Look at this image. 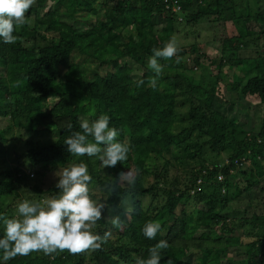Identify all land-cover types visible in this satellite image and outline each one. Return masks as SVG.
Returning a JSON list of instances; mask_svg holds the SVG:
<instances>
[{
  "label": "trees",
  "instance_id": "obj_1",
  "mask_svg": "<svg viewBox=\"0 0 264 264\" xmlns=\"http://www.w3.org/2000/svg\"><path fill=\"white\" fill-rule=\"evenodd\" d=\"M52 1L57 12L46 9ZM243 1L36 0L25 25L13 33L16 43L5 44L0 39V156L8 153L12 142L21 146L19 152H11L14 167L0 169V215L18 216L14 210L10 215L1 202L9 200L11 205L30 182H34L37 198L44 196L39 182L44 174L36 171L38 167L55 170L83 161L92 177L90 195L108 205L94 231L100 235L111 231L112 236L101 250L81 254L33 252L5 262L0 251V264H135L137 258L147 259L148 249L162 239L169 247L161 250L160 264L169 259L172 264H264V230L245 234L241 228L264 222V214H256L250 200L240 201L264 178V117L257 122L252 113L263 109L264 115V60L247 56L254 41L264 38V0H246V15L236 11ZM254 2L255 9L251 7ZM176 6L180 7L177 13L173 12ZM224 13L228 14L225 19ZM177 17L190 31L192 27L197 30L199 22L208 21L209 26L222 22L215 39L222 43L221 54L216 55L219 62L200 45L179 46L177 56L159 59L163 71L153 88L149 80L155 73L148 67L149 58L153 49L163 48L174 37L177 23L181 24ZM156 25H162L160 31ZM190 53L196 54L191 60L187 59ZM204 57L216 63L218 70L198 80L193 68L202 66ZM140 80L144 83L137 86ZM247 98H258L261 107H242ZM183 106L187 109L180 115L178 109ZM105 114L118 124L131 146L128 159L115 168H104L99 159L88 156L77 159L64 144L72 132L81 131L82 120L91 123ZM182 122L185 126L175 134L173 129ZM14 125L33 134L47 130L55 137L46 146L31 140L22 143V138L8 140L6 135L11 137ZM195 134L207 138L205 144L217 154L216 162L206 165L202 156L208 147L202 149L195 143L182 156L196 168L186 175L170 176L168 165L180 159L173 155L174 148H181ZM222 154L231 164L219 169L218 155ZM243 157L253 161L252 170L234 165L235 159ZM132 164L137 171L131 181L134 191L121 184L124 170ZM220 171L224 178L218 181ZM239 176L245 181L243 190L236 180ZM203 178L202 191L195 196L196 213L185 215L182 209L178 217L177 209L185 198L193 197L190 191ZM112 184L118 185L115 193L108 191ZM121 199L135 209L123 230L110 223L112 216L124 218ZM218 201L223 203L220 207ZM170 218L172 225H168ZM147 222L162 226L154 239L142 232ZM231 224L240 227L231 230ZM4 228L0 220V236ZM245 235L254 236V241L242 242Z\"/></svg>",
  "mask_w": 264,
  "mask_h": 264
},
{
  "label": "clouds",
  "instance_id": "obj_2",
  "mask_svg": "<svg viewBox=\"0 0 264 264\" xmlns=\"http://www.w3.org/2000/svg\"><path fill=\"white\" fill-rule=\"evenodd\" d=\"M35 3L36 0H0V39L5 44L16 43L17 37L13 33L25 25L26 14ZM179 51L175 38L170 39L163 48L153 49L148 67L155 73V77L149 80L150 86L155 88L156 78L162 74L163 66L158 62L159 59H171L177 56ZM180 59L177 57L176 62L179 63ZM143 83L144 81L140 80L137 86ZM68 127L71 128V124ZM80 129L81 131L72 132L64 141L67 151L77 159L83 156L94 157L93 159H99L105 168H115L128 159L131 150L129 138L122 136L118 124L110 121L108 115H101L91 123L84 119L80 122ZM42 133L49 134L47 130ZM258 142L261 143V140ZM195 143L189 140L174 151H189L194 148ZM42 146L46 145L42 144ZM248 160L250 159L243 157L235 159L233 163L242 168ZM230 164L231 160H227L224 164L221 162L218 168L223 169ZM67 166H60L65 168L56 173L58 179L55 187L59 189L58 196L42 202L23 200L18 204L20 218L8 219L0 215V220H3L5 225L4 233L0 236L3 261L7 262L18 255L27 256L33 252L51 255L65 251L70 254L97 251L101 250L102 245L110 239L111 231H105L103 235L94 231L97 222L104 218L108 205L93 199L90 195L89 184L92 177L87 164L81 161ZM209 170H215V167H210ZM205 172L203 170V174ZM219 177L224 178L221 171L218 173V181H221ZM202 182V179H198L197 188L191 190V193L201 192ZM117 187V184H112L108 186V191L115 193ZM129 188L134 191V184L131 181ZM120 203L124 206V218L120 215L112 216L110 223L115 228L123 230L126 220L130 219L135 209L129 201L121 199ZM161 228L159 222H147L142 232L148 239H154ZM168 247L167 240H160L148 249L147 259L137 258L135 264H160L161 250ZM167 264H172V261L169 259Z\"/></svg>",
  "mask_w": 264,
  "mask_h": 264
},
{
  "label": "rangeland",
  "instance_id": "obj_3",
  "mask_svg": "<svg viewBox=\"0 0 264 264\" xmlns=\"http://www.w3.org/2000/svg\"><path fill=\"white\" fill-rule=\"evenodd\" d=\"M241 4L243 5L240 8H237L236 11L240 12L242 15H246V0L243 1V3L241 2ZM254 4V5H253ZM252 4V8L255 9L257 8V2H254ZM56 3L55 1H52L49 3V8H46L48 11L54 10V11H58L56 9ZM180 7L176 6V11H179ZM231 11H233L231 9ZM230 10H228L226 13H230L233 14V12H231ZM224 13V19H225V14ZM257 13V11L251 15L254 16ZM226 14V16L228 15ZM250 16V15H249ZM90 19H92L91 23L95 24V15L91 14ZM178 22H181V24L177 23L176 25V31L174 34V37L178 43V46H189L192 44H197L201 46V49L203 50V52L207 51L208 53L212 54L214 57V60H216V62H219V57H217L218 55H220L221 53L218 52V49L222 47V43L221 41L216 42L215 39L218 37L219 32L221 31V24L222 22H218L217 23H212V25L210 24V26L208 25V21H204L207 23H201L199 22L198 25H201L197 30H193L194 27H192V31H190V27L185 28L184 27V23H182V18L181 17H177ZM224 22H228V21H224ZM232 25V22L230 23V26ZM162 28V25H156V30L160 31V29ZM229 34V29L227 30L226 34ZM222 36H226L225 34H222ZM213 37V38H212ZM250 49L252 50L250 53L247 54L248 57L251 56H256V58L259 59H263V55H264V38L261 41H258L257 39L254 41V43L250 46ZM202 50L200 51V53H202ZM196 54H189V56H187V59L189 58V60L193 59L195 57ZM217 55V56H216ZM193 64V62H188L189 64ZM201 63L202 66L193 68L194 70V74L192 72V74L196 77L199 78L198 80H201L202 77H200L201 75H204L206 73H208L210 70H218V65H216V63H214V65L211 64V60L208 58H202L201 59ZM190 66V65H189ZM0 71L2 72L3 70L0 69ZM236 73V72H235ZM237 74V73H236ZM231 79V77H230ZM203 80V79H202ZM205 82V81H204ZM202 83V82H201ZM227 83V81H222V84L220 86H224ZM241 106L246 108L247 110H250L252 108L255 107H261V105L257 102V98H247V100H244L241 102ZM187 109V107H182V109H178V111H180V115H182V110L183 112ZM232 108L229 107L228 111H231ZM254 117H256V121L258 122V119H262L264 117L263 115V109L262 110H255L252 111ZM251 115V114H250ZM252 116V115H251ZM258 118V119H257ZM180 121H182V118H180ZM3 125L8 126V122L4 121ZM185 126V122H182L180 124L176 125V128L173 129L175 134H178L179 132H181V128ZM14 128H12V132H11V137H8V133L6 135L8 140H12V141H21L22 138V143H26L29 140H31V142L33 143H39V144H43V145H48L50 143H52V141L54 140L55 137V133H52V135L47 134V133H39V134H33V133H28L26 132L24 129H20L19 127H17L16 125L13 126ZM54 135V136H53ZM207 138L199 135V134H195L193 136H188V138L186 139V142L189 140H192L193 142H196L197 144L202 145V149L208 147L205 150L204 156H202V159L205 160V162H207L206 165L208 166H213L212 164L216 162L217 160V154L215 152H213L211 149H209V146H207L205 144V140ZM11 141V142H12ZM6 147V146H5ZM10 148H8V153L6 155L1 154L0 156V169L2 168H6L9 169L8 167H14V164L12 162V156H11V152H19L20 149V143L17 142H12V144L9 146ZM13 148V149H12ZM17 148V149H16ZM177 147H175L174 149H176ZM182 151H173V155L178 156L180 159L179 161H177L175 163V165L170 164L167 167V171L169 170V175L173 176L177 173L182 174V175H186L190 173V169L192 168H196L194 163H188L182 156ZM80 158V157H79ZM91 159H93L94 157H89ZM172 155L168 158L171 159ZM229 159H227L226 154H222L221 156L218 155V161L223 162V164ZM173 161V160H172ZM252 160H248L244 166H242V168L246 169V170H252ZM103 166V165H102ZM201 166V165H200ZM68 167V166H65ZM62 167V168H65ZM104 167V166H103ZM60 167H57L55 170L54 169H47L44 167H38L36 169L37 172H43L44 177L42 179H40V183H41V188L43 191H46V193L44 194V196L37 198V193L33 192V185L34 182H30L28 184V188L25 189L24 192H20L19 195L17 197H15L10 205L9 200L6 201H2L1 203L4 205L6 211L8 213H10L11 215V210H14L12 213L17 214L18 216L15 218H20L19 213H18V204L20 202H22L23 200H28L26 199V197H33L35 199H40V201H35V202H42L45 199L48 198H53L58 196L59 194V189H57L55 187L56 183H57V179L58 177L56 176V173L62 169ZM105 168V167H104ZM202 168V166H201ZM137 171L135 169V166L132 164L129 168L125 169L123 172V176L121 179V184L124 187L129 186V182L132 181V179L134 178V176L136 175ZM36 177V176H35ZM32 178V179H35ZM185 178H183L184 181ZM223 177H219V180H222ZM150 180H153V178H150ZM204 181V178L202 179ZM238 181V186L243 190L244 186H245V181L243 180L242 176L237 177L236 179ZM261 185V186H260ZM207 187V186H206ZM205 187V191H207L209 189V187L206 188ZM261 187L264 188V178H262L260 180V183L258 186H255V188L253 189V193L251 194H243L242 197L240 198V201L243 202L245 200H250L251 201V205H252V209L256 214H264V208H263V201L262 199L264 198V189L262 190ZM53 190L51 193L48 192V190ZM232 191H235L234 189H231ZM209 192H213V189L210 188ZM225 192V189L222 190V194ZM198 193L200 192H196V193H191L190 194L193 196L192 198H185L184 199V204L183 206L181 205L178 209H177V213L176 215L179 217L182 214V209H184V213L186 214H190L192 212H195V209L197 207V198L195 197L196 195H198ZM262 197V198H261ZM34 199V200H35ZM97 201H99V199L93 198ZM150 200V199H148ZM101 202V201H99ZM223 203L218 201V206L220 207ZM235 205H237L235 203ZM105 214V213H104ZM252 215V214H251ZM198 215L196 214V217ZM250 216V213H249ZM181 217V216H180ZM250 218V217H249ZM12 219V218H11ZM250 222V219H249ZM173 224V219L170 218L168 221V225H172ZM256 225H246V226H242L241 228L243 230H245V234L251 233L254 234L256 231L258 230H264V222L263 221H259L258 223H255ZM240 225V224H239ZM240 226H238V224H231L230 225V229L231 230H235L236 228H239ZM241 233V232H239ZM217 234L219 235V231L217 229ZM238 240V239H235ZM254 241V236L252 237H246L243 236L242 237V242L244 243H248V242H253ZM256 241V240H255ZM262 253H264V248L262 249ZM236 261V260H235ZM237 264V263H235Z\"/></svg>",
  "mask_w": 264,
  "mask_h": 264
},
{
  "label": "built area",
  "instance_id": "obj_4",
  "mask_svg": "<svg viewBox=\"0 0 264 264\" xmlns=\"http://www.w3.org/2000/svg\"><path fill=\"white\" fill-rule=\"evenodd\" d=\"M173 11H176V8L173 9ZM237 163V162H236ZM201 183V181H199ZM198 191H200V188H198ZM194 193V192H193Z\"/></svg>",
  "mask_w": 264,
  "mask_h": 264
}]
</instances>
